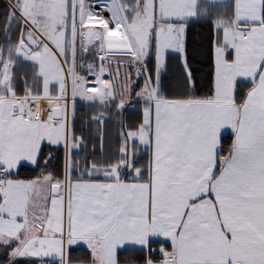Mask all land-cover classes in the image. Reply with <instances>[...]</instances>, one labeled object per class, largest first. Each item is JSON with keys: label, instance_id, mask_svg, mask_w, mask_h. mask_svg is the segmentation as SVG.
<instances>
[{"label": "snow or ice", "instance_id": "snow-or-ice-1", "mask_svg": "<svg viewBox=\"0 0 264 264\" xmlns=\"http://www.w3.org/2000/svg\"><path fill=\"white\" fill-rule=\"evenodd\" d=\"M226 3L231 11L209 21L208 92L195 94L185 59L183 92L169 98L160 86L167 56L184 53L188 23ZM11 8L0 43V247L16 245L9 264H71L65 244L78 241L93 264H119L121 245L152 237L170 246L159 264H264V0H15ZM150 59L155 80L145 75ZM18 62L31 66L30 78ZM132 68L145 78L136 93L142 120L122 133L114 161L70 163L62 179L45 161L37 177L17 178L18 167H41L46 142L79 146L69 101L73 111L77 99L122 110ZM225 136L233 139L222 155Z\"/></svg>", "mask_w": 264, "mask_h": 264}, {"label": "trees", "instance_id": "trees-1", "mask_svg": "<svg viewBox=\"0 0 264 264\" xmlns=\"http://www.w3.org/2000/svg\"><path fill=\"white\" fill-rule=\"evenodd\" d=\"M6 6L3 0H0V15L2 8ZM225 9L227 6H224ZM1 19V16H0ZM214 20L209 16L207 19H193L187 24L185 36L184 58L187 61V70L191 71L192 77L196 81V95H204L208 92L209 81L212 72L211 52L213 47ZM16 34L11 33V40L14 42ZM4 36L2 38V43ZM170 58L179 59V53H170ZM148 72H154V59L147 61ZM184 70H186L184 68ZM18 75L23 78H30L32 68L30 65L19 63L16 69ZM174 71L165 69L161 73L160 86L162 92L167 96H177L180 93H173L172 90L177 88V78ZM182 74H185L182 71ZM23 83L20 88L23 89ZM250 85L246 82L240 84L241 91H246ZM72 104V103H71ZM143 102L133 101L126 103L122 110L117 111L115 104L109 103L103 106L99 102H86L76 100L74 111L70 109V129L72 130L78 147L71 151V164L83 163L87 160L92 161L115 160L118 150L122 146V133L139 125L142 120ZM123 140V138H122ZM224 151L230 144V136H225L222 140ZM131 146V143L129 144ZM140 147L139 156L142 160H147V154ZM73 172L72 175H78ZM14 244L4 248L0 247V264H9V253ZM170 248L169 244L160 240H151L147 248H122L117 251L119 263H144L147 259L153 261L159 260V248ZM67 255L70 256L71 262L85 263L92 260L89 248L82 244H74L67 249ZM12 264H59L54 259H34V258H16Z\"/></svg>", "mask_w": 264, "mask_h": 264}, {"label": "crops", "instance_id": "crops-1", "mask_svg": "<svg viewBox=\"0 0 264 264\" xmlns=\"http://www.w3.org/2000/svg\"><path fill=\"white\" fill-rule=\"evenodd\" d=\"M225 5L227 6V3ZM230 11H231V9L228 6L226 9H225V7L208 8L209 16L214 21L217 20L218 18H222L226 12H230ZM215 39H216V35H215V31H214L213 47H214ZM213 47H212V50H213ZM172 53H175V52H172ZM179 54H180L179 59L170 58V56L168 55L167 59H166V65H165L164 69L161 70V73L165 69H170V70L174 71L173 73H175V78H177V81H178L177 88L179 90L174 89L171 91L173 93L174 92L175 93L183 92L184 74H182V71L185 73L186 70H184V67H182V64L184 63L185 58L183 55L184 53H179ZM212 69H213V65H212ZM168 97L172 98L175 96H168ZM140 100H142V98ZM69 125H70V113H69ZM232 139H233V137L230 136L229 146L232 143ZM76 143H78V142H76ZM73 149H76V148H65L63 143H61L60 145H50V144H47V142H46L44 147H43V153H42V156L40 159L41 167L37 168V167L31 166V165L18 167L17 169L14 170L17 173V178L27 180V179H33V178L37 177L41 173V171H45L44 164H45V161H47V169L46 170L48 172H51L53 175L62 179L64 177L67 169H68L69 164L71 163V151ZM223 154H227V150L224 151L222 153V155ZM151 240L164 241V238L163 237H152V238H150V241ZM76 244H82V245L86 246L87 248H89L87 243L84 241H78ZM148 245L140 246V245L133 244L131 242H127L124 245H121V247L119 249H122V248H147ZM15 247H16V245L14 244L13 248H15ZM68 247L69 246L67 244H65L66 254H67ZM161 248L158 249V252L160 253V257L162 256V253L160 252ZM89 250H90L91 256H92L91 261L85 262V263L71 262V264H93L92 250L90 248H89ZM167 250H170V248H168ZM28 258L30 259L31 257H27L26 259H28ZM47 258L52 259L51 257L34 258V259H47ZM159 260L154 261V264H159ZM145 262L144 263H119V264H145Z\"/></svg>", "mask_w": 264, "mask_h": 264}, {"label": "rangeland", "instance_id": "rangeland-1", "mask_svg": "<svg viewBox=\"0 0 264 264\" xmlns=\"http://www.w3.org/2000/svg\"><path fill=\"white\" fill-rule=\"evenodd\" d=\"M3 1L5 2L6 6H4L2 8L1 15H0L1 16V19H0V43H2V38L4 36L2 30L5 27L6 17L11 13V11H12L11 6L15 3V0H3ZM97 10H99V9H97ZM148 66H149V64L148 65L146 64V72H145V75H151L152 78H153V80H155V78H156V74H155V61H154V72H152L151 74L148 72V69H147ZM125 70H127V69H125ZM128 71H130L131 82H132V84L134 86V90L131 92V95H128L127 93H125V99L128 101L127 103L133 102V101H142V100H140L141 98H137L136 93L139 92L141 90V88L144 87L145 78H144V76H141L139 78L137 77V75H136V68H132V69H130ZM161 76L162 75L160 74V78H161ZM176 89L179 90L178 88H176ZM117 91L119 92L120 89L118 88ZM71 103L72 102H70V104ZM120 140H121V144H122L123 143L122 138ZM130 143H131V141H129V144ZM130 148H131V146H130Z\"/></svg>", "mask_w": 264, "mask_h": 264}, {"label": "built area", "instance_id": "built-area-1", "mask_svg": "<svg viewBox=\"0 0 264 264\" xmlns=\"http://www.w3.org/2000/svg\"><path fill=\"white\" fill-rule=\"evenodd\" d=\"M71 101H69V104H70ZM70 109H71V104H70V108H69V113H70Z\"/></svg>", "mask_w": 264, "mask_h": 264}]
</instances>
